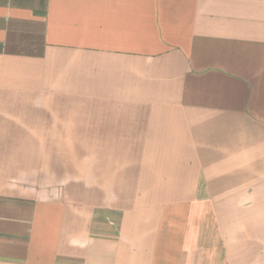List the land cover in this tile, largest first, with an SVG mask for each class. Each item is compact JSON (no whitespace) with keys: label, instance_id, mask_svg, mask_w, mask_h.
<instances>
[{"label":"crops","instance_id":"1","mask_svg":"<svg viewBox=\"0 0 264 264\" xmlns=\"http://www.w3.org/2000/svg\"><path fill=\"white\" fill-rule=\"evenodd\" d=\"M0 264H264V0H0Z\"/></svg>","mask_w":264,"mask_h":264}]
</instances>
